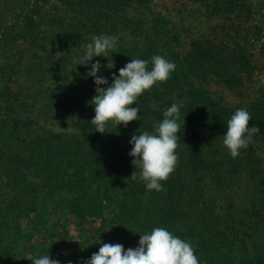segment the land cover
I'll return each instance as SVG.
<instances>
[{
  "label": "trees",
  "instance_id": "trees-1",
  "mask_svg": "<svg viewBox=\"0 0 264 264\" xmlns=\"http://www.w3.org/2000/svg\"><path fill=\"white\" fill-rule=\"evenodd\" d=\"M192 1L206 19L232 21L237 36L236 20L252 11L248 0ZM152 2L0 0V249L8 245L14 256L17 244L26 242L21 257L8 263L0 251V264H31L29 254L47 251L58 259L64 242L73 246L74 264H82L101 243L134 248L140 234L154 227L190 240L202 264H264V160L254 145L235 158L228 149L208 147L223 139L227 120L243 107L227 106L210 85L242 95L244 78L256 68L252 54L218 31L193 38L186 52L167 48L181 35ZM100 34L117 35L116 48L78 64L84 46ZM157 54L176 68L139 97V120L117 127L109 121L108 131H96L90 123L97 87L87 75L91 63L100 60L105 67L98 74L111 83V74L127 61ZM178 99L185 103L175 170L162 191L147 190L131 177L139 169L129 140L139 131L154 132ZM251 107L249 126L259 128L253 140L264 141V89ZM246 169L256 190L250 202L225 200V186ZM71 229L74 236L63 238ZM42 231L39 248L33 243Z\"/></svg>",
  "mask_w": 264,
  "mask_h": 264
},
{
  "label": "clouds",
  "instance_id": "clouds-1",
  "mask_svg": "<svg viewBox=\"0 0 264 264\" xmlns=\"http://www.w3.org/2000/svg\"><path fill=\"white\" fill-rule=\"evenodd\" d=\"M117 35H94L91 42L84 46L81 62L87 64L93 57H108L110 51L117 46ZM114 53V52H113ZM151 63V67L149 64ZM114 65H106L112 68ZM102 67L100 60L91 63L87 75L93 78L96 95L90 101L94 105L95 115L90 123L101 133L108 131L106 124L111 121L117 125L139 120V97L157 82L166 81L175 71L174 61L162 55H154L151 60L132 58L125 65L112 73V80L98 74ZM104 85V87H100ZM136 106H131L133 103ZM185 103L178 99L163 111V119L155 124V131L147 130L133 134L129 140L132 147L129 155L134 170L131 177L143 181L147 190L162 191L168 176L175 170L180 132V110ZM251 113L247 108H237L227 120V129L222 143L230 155L235 158L242 148L253 141L254 134L259 131L255 125L249 126ZM31 264H61L58 259L50 258L49 251L26 257ZM66 264H74L69 260ZM83 264H202L195 254L190 240L182 239L164 227H154L149 232L140 234L138 245L127 249L120 243H101L98 251L83 260Z\"/></svg>",
  "mask_w": 264,
  "mask_h": 264
},
{
  "label": "rangeland",
  "instance_id": "rangeland-1",
  "mask_svg": "<svg viewBox=\"0 0 264 264\" xmlns=\"http://www.w3.org/2000/svg\"><path fill=\"white\" fill-rule=\"evenodd\" d=\"M153 8L157 11H161L166 15L173 23L172 30L176 26L177 32L174 34L181 35V42L174 38L169 39L167 48H172L173 50L186 52L191 40L196 37L212 36L218 31V34L222 35L225 40H228L232 46L236 44L233 40H238L240 45L246 47L247 51L252 54L251 58L256 65L253 75L244 78V82L241 87L243 94H239L238 91H230L222 84L212 83L210 89H212L215 95L220 98L224 104L227 106L242 105L247 108L248 111L252 110V103L255 101L256 96L260 94L264 89V0H248L247 2L251 4L252 11L249 14H241L239 17L241 19L236 20L240 29L239 35L237 36V31L230 27L232 21L222 20L225 17H214L213 19L204 14V9L200 4L193 2L192 0H152ZM235 18L237 16H234ZM225 25V31L220 29L221 25ZM257 26H261L262 29H258ZM249 78V79H248ZM66 126L57 125V128H64ZM70 129V128H66ZM249 145H254L256 153L264 160V141L253 140ZM212 148H221V150H227L223 145L222 140L218 141L213 146H208ZM249 147V146H247ZM246 150L242 151L244 154ZM1 184V182H0ZM226 196L225 200L232 199L237 204H242L241 206L249 203L253 195L255 194V183L254 179L248 172V169L244 171H239L236 173V177L229 181V184L225 186ZM210 194V192H209ZM213 195V194H212ZM2 206H5L2 203ZM243 207L242 209H244ZM74 227V224H71ZM72 230V229H71ZM71 232V231H70ZM74 230L71 234L64 235L63 238L67 236H74ZM62 235V234H61ZM60 235V236H61ZM46 232L42 231L38 233L34 240V246L39 248L43 244ZM59 236V237H60ZM6 243V242H5ZM26 244V242H24ZM17 244V252L14 256H11V248L8 245H3L0 251L3 254L4 263L10 262L14 258H19L22 255V249L25 244ZM7 244V243H6ZM29 245V244H28ZM64 250L56 253L58 260L63 264L64 260L75 261L77 257H73V246L69 242L63 243ZM36 250L38 248H35ZM33 254H29V258ZM83 264V260H82Z\"/></svg>",
  "mask_w": 264,
  "mask_h": 264
}]
</instances>
